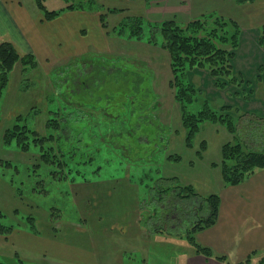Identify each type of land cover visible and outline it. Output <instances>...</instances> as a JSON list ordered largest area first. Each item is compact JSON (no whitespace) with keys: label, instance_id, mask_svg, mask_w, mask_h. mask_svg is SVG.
<instances>
[{"label":"rangeland","instance_id":"obj_1","mask_svg":"<svg viewBox=\"0 0 264 264\" xmlns=\"http://www.w3.org/2000/svg\"><path fill=\"white\" fill-rule=\"evenodd\" d=\"M34 1L43 14L42 21L56 20L58 24L46 28L48 30L45 29L44 34L39 32L36 43L29 49L22 48L21 42L10 40L22 60L14 64L0 98V223L13 226L8 232L0 231V262L210 264L214 258L196 252L187 239L188 231L195 230V223L208 215L206 197L211 194L207 190L210 182L205 181L204 177L195 179L193 174L194 169L201 171L205 166L194 163L212 159L218 162L219 165L213 164L211 174L213 193H216L217 183L223 179L221 146L226 141L234 140L235 134L230 133L223 124L204 122L193 139L194 145L188 146L179 120L180 108L169 85L173 76L170 54L163 47L161 31L156 27L151 28L152 24L166 19H177L181 23L191 19H158L157 13L147 12V4L151 0H145L147 4L144 0H96L93 9L88 7L89 0H78L80 8H68V2L64 0H44L47 10H61L56 18L47 19L37 0ZM1 2L5 3V0ZM131 16L146 20L144 37L135 39L128 36V28H121L120 34L119 28L114 30L121 21ZM241 29L246 30L242 25ZM251 33L254 35L257 31L252 29ZM47 34L52 38L51 46L45 45L48 42ZM247 35V32L241 34V45L233 59L234 73L239 72L243 77L234 82L231 80L232 73L229 76H212L208 66L190 70L185 80L194 83L201 91L188 108L197 111L207 102L218 109L228 105L231 113L246 115L239 123L238 135L248 144L264 150V133L257 130L259 123L262 125L264 121L257 120L256 123L252 119L253 122H249V118L255 116L249 114L264 118V66L257 63L259 55L243 54ZM62 38L64 42L60 40ZM58 42L61 44L56 46ZM104 55L110 57L106 60L112 59L110 61L117 66L124 63L127 68L139 70L153 88L159 106L155 109L152 102L146 110L157 116L160 127L144 124L136 130V133L140 131L146 134L151 144L159 140L161 144L155 146L153 153H135L126 147L125 138L132 133V128L129 129L127 125L130 121L134 126L135 119L127 120V116L120 114L116 122L113 117L119 114L118 110L73 105L76 101L73 98L76 97L70 90L74 85L77 87L80 81L77 78L96 86L95 79H99V75L88 72H91V64H98L93 63V59ZM111 66L113 64L109 62L107 67ZM77 89L82 101H90L88 89ZM115 98L119 102L121 95ZM61 102H69V120L65 123L67 133L71 126L82 127L89 151L97 160L91 166L106 163V158L110 156L109 168L116 170L113 174L90 173L89 180L81 182H55L50 176H45L43 181L47 189L40 186L37 191L33 184L44 176H36L32 171L33 166L26 168L32 163L35 150H20L15 144L4 143L3 138L19 117L20 121L26 120L30 127L47 133L49 110ZM81 116H86L88 124L86 121L82 125L79 123ZM253 123L257 130L255 135L250 134ZM202 140L207 141L208 146L199 155L197 149ZM141 141L147 143L144 135ZM175 152L183 156L181 161L165 159V153ZM7 161L17 163L18 171ZM157 166L160 172L156 174L154 168ZM142 167L147 170L151 167L153 177L177 175L183 183H192L197 194L181 200L177 196L160 194L154 188H149L150 194H145L144 187L137 180ZM18 186L22 187L21 191L16 189ZM159 196H162L161 199H158ZM30 216L33 218L28 220ZM29 222H32V226ZM256 258L253 257L250 264H257L259 258Z\"/></svg>","mask_w":264,"mask_h":264},{"label":"trees","instance_id":"obj_2","mask_svg":"<svg viewBox=\"0 0 264 264\" xmlns=\"http://www.w3.org/2000/svg\"><path fill=\"white\" fill-rule=\"evenodd\" d=\"M64 1L68 2V8H80L81 3L77 2L78 0ZM89 1L88 7L93 9L96 0ZM235 1L238 3H245L254 0ZM37 3L43 10L45 18L47 19H54L61 12V10H47L44 5V0H37ZM127 18L128 19L121 21L114 30L119 28L120 31L118 34H120L123 28H128L130 31L128 36L134 37L135 39L144 37L146 20L140 16H131ZM152 27H156L161 31L163 36V47H165L170 54V66L173 76L170 79L169 85L174 91L175 101L180 108L179 120L188 146L194 145L193 139L204 122L220 123L223 124L230 133L235 134L234 140L226 141L221 146L220 165L224 183L238 184L249 175L253 174L257 169L264 168V150L257 149L256 146L248 144L240 134L238 135L240 130L239 123L246 115L231 113L228 110V105H224L219 109L215 108L207 101L205 106L197 111H192L188 108V105L194 101L201 91L194 83L187 79L185 80V75L188 74L190 70L208 66L212 76H229L232 73L231 80L234 82L239 77H243L239 72L235 74L233 71V59L241 43L240 39L243 32L241 24L231 17H226L211 11L198 15L187 23H181L177 19H166L159 24H152L151 28ZM258 43L264 48V24L260 27ZM21 57L22 56L19 54L14 44L10 41H2L0 43V98L9 82L10 71L16 62L22 60ZM106 58L110 57L104 55L100 58H94L93 60H95V62L93 63L97 62L98 64H91L93 65L90 70L91 72H88L99 75L100 78L95 79L97 82L96 86H92L87 80L85 81L84 79L77 78L80 80L76 84L77 87L74 85L73 89L70 90L73 95H75L74 97H76L73 98L76 100L73 105L81 106L84 104L98 108L104 107L111 111L118 110L117 113L119 114L113 117L116 122L118 121L116 118L119 117L120 114L124 117L127 116L129 118L127 120H130V118L135 119L136 123H134V126L130 124V121L129 125H127L128 128H132V133L125 138V142L127 143L126 147L135 153H153L156 150L154 149L155 146H160L161 144L159 140L156 139L154 143L151 144V140L146 137V134H142L140 131L136 133V130L138 131L139 128H142L140 126L144 124L160 127V123L158 119H156L157 116L154 115L152 111L149 112L146 110V107L148 108L152 102L155 109L159 106L158 101L155 100V92L139 70L131 67L127 68L124 66V63L117 66L115 62H112V59H110L112 60L110 61L106 60ZM26 62L28 61L26 60ZM109 62L113 64L111 68L107 67ZM92 77L94 78V76ZM73 79L74 78H72V80ZM107 82L109 84L106 85ZM109 85L113 86L108 88ZM78 87L81 89H88V99L90 101L85 102L81 100L83 98H81L80 92L77 89ZM119 95H121V98H118L119 102H117L115 97ZM68 104L69 102H61L57 103L54 108H50L47 133H42L34 127H30V125L26 123V120L20 121L21 118L19 117L13 126L7 129L4 135L3 141L4 143H8V145L15 144L17 148L23 151L35 150L33 154L31 153L35 155L33 161L31 164L26 165V168L33 166L32 171L35 172L36 176H44L41 180H36L33 184L34 187L36 186L35 188L37 191H39L38 187L40 186H43V189H47L44 185L45 181H43L45 180V176H50L52 181L55 182H81L89 180L90 173L108 174V172H111V174H113L114 170H116L109 168L111 166L109 162H111L112 158L110 156L106 158V163L91 166V164H94L97 160L89 151V144L86 142L82 127L75 128L71 126L69 134L67 133L68 130L65 129V123H68L69 120V115L67 116ZM79 109L81 108L79 107ZM76 111V113H78L77 108ZM75 115L76 114H74V116ZM253 115H255V118H249V122H253V120L256 121V123L258 122L257 120L264 121V118L259 115L249 114V116ZM83 117L84 116L78 118L79 123L82 125L86 121V124H88L86 116ZM263 125L264 124L261 125L259 123L257 126V130L261 131V133H264L262 129ZM253 126L256 125L250 126L253 129L250 134L255 135L257 130H255L256 128L254 129ZM122 128H124V126H122ZM143 135L147 143L146 141H141ZM207 146V141L202 140L200 148L197 149L199 155H202ZM151 149L152 151H150ZM182 157L183 156L177 152L165 153V159L167 161H181ZM7 163L10 166L18 167L15 165L17 163H10V161H7ZM213 164L219 165L218 162H213ZM47 166H51V168L48 169ZM91 167L93 168L92 172L90 171ZM16 170L18 171V168ZM154 171L156 174L160 172L159 166L155 167ZM137 180L144 187L145 194H150L149 188L150 190L153 188L158 189L160 194L166 193L170 197L177 196L180 200L183 198L189 199L197 194V189L192 183H183L177 175H159L158 177H153V170L151 167L148 170L142 167L141 174ZM39 182L40 185H38ZM22 183L25 184L24 181H22ZM21 188V186H18L16 189L21 191ZM145 197L147 198V195H145ZM161 197L159 196L158 199H161ZM206 202L209 208L208 215L206 217L202 216L197 223H195V225H197L196 229L188 231L187 239L195 248L196 252L224 259V256L214 255L212 249L201 244L195 236L197 231L215 224L218 218L220 204L219 195L217 193L209 194L206 197ZM168 204H170V202ZM173 206H175V204ZM27 218L29 220L33 217L30 216ZM29 223L32 226V222ZM12 227V225L8 226L0 223V231L8 232ZM254 255L255 253L250 254L244 260L236 264H250ZM0 264L4 263L0 262ZM227 264L229 263L227 262ZM257 264H264V251L260 254Z\"/></svg>","mask_w":264,"mask_h":264},{"label":"crops","instance_id":"obj_3","mask_svg":"<svg viewBox=\"0 0 264 264\" xmlns=\"http://www.w3.org/2000/svg\"><path fill=\"white\" fill-rule=\"evenodd\" d=\"M149 2L144 0V3H148L147 12L157 13L158 19L176 17L185 21L213 10L237 20L246 29L242 33L248 34L244 45L246 46L247 43V46L243 54L246 53L247 56L251 54L253 57L259 55L260 60L257 63L264 66V48L258 43L260 27L264 24V0L245 3H238L235 0H151ZM256 4L260 6L251 7ZM42 15L34 0L1 2L0 42L3 40L21 42L22 48L29 49L36 43L39 32L44 34L46 28L58 24L56 20L42 21ZM252 29L257 33L253 35ZM46 36L48 42L45 45L51 46L52 38L48 34ZM60 40L64 42L63 38ZM59 44L61 43L58 42L56 46ZM194 164L205 166L201 171L194 169V178L199 180L204 177L205 181L210 182L207 190L213 193L215 191L211 177L213 159ZM217 184L216 193L220 197L217 221L195 233L196 239L210 247L214 255L225 257L221 259L209 256L214 258L210 264H227V262L236 264L253 253H255L254 257L259 258L264 251V168L257 169L238 184H226L223 179Z\"/></svg>","mask_w":264,"mask_h":264}]
</instances>
